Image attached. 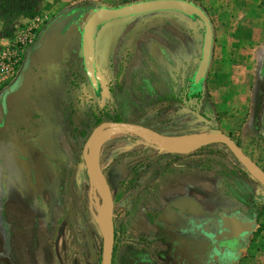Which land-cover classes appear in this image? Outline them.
Wrapping results in <instances>:
<instances>
[{
  "label": "rangeland",
  "instance_id": "obj_1",
  "mask_svg": "<svg viewBox=\"0 0 264 264\" xmlns=\"http://www.w3.org/2000/svg\"><path fill=\"white\" fill-rule=\"evenodd\" d=\"M133 1L30 0V17L0 13V99L48 22L70 14L29 55L22 85L5 99L7 115L0 105V264H100L101 201L82 148L91 130L109 120L98 114L84 74L80 33L92 10ZM187 1L202 9L211 29L199 85L193 84L199 19L158 11L111 21L95 37L106 110L182 145L216 127L264 171V0ZM50 94L60 122L38 113ZM137 138L106 129L93 145L112 206L110 264L179 257V243L171 245V234L153 223H164L171 209L264 210V187L224 144L171 153Z\"/></svg>",
  "mask_w": 264,
  "mask_h": 264
},
{
  "label": "water",
  "instance_id": "obj_2",
  "mask_svg": "<svg viewBox=\"0 0 264 264\" xmlns=\"http://www.w3.org/2000/svg\"><path fill=\"white\" fill-rule=\"evenodd\" d=\"M85 10H87V8L82 9V11ZM158 11H176L189 17L196 16L197 19L200 20L203 27V33L200 46V58L194 73V83L199 84L207 68L211 46V29L205 13L197 5L187 0H138L115 7L100 6L92 10L82 24L80 33L82 67L90 85L93 88H96L97 85L95 68V37L98 29L102 25L111 21ZM64 15L65 14L58 15L49 21L45 26L35 44L30 48V50L27 51L26 58L24 59L16 80L3 90L1 94L2 99L6 94L10 93L12 90H15L21 84L26 69L29 65V55L32 54L33 51L39 50L41 48L42 41L48 29L51 28L55 21L60 20L67 14L65 16ZM106 129H117L123 132L132 133L144 138L150 143L153 142L157 144L164 150L171 153H188L210 143H222L242 165L250 177L264 187V171L260 170L258 166L240 149V147H238L218 128L209 129L205 134H203L200 138H197L192 143L188 145H182L170 141L162 134L146 126L124 121H102L91 130L82 148V160L89 165L91 177L98 188L101 201L103 224L101 229L100 264L111 263L113 222L109 192L106 182L100 171L99 162L93 153V145L98 134ZM239 213V211H234L235 216H237ZM235 216L230 218V220L222 218L220 224L216 227V230L219 232V234L215 237H212L213 242L230 239L243 225L246 227V230L244 229L245 232H250L252 230V227L255 224L254 218L246 222H242L237 220ZM228 253V251L222 252L223 255Z\"/></svg>",
  "mask_w": 264,
  "mask_h": 264
},
{
  "label": "flooded vegetation",
  "instance_id": "obj_3",
  "mask_svg": "<svg viewBox=\"0 0 264 264\" xmlns=\"http://www.w3.org/2000/svg\"><path fill=\"white\" fill-rule=\"evenodd\" d=\"M69 15L70 14H67L65 17L61 18L60 20L55 21L52 24L51 28L48 29L47 33L54 26L67 19ZM34 52H37V50L33 51L32 53ZM15 80L16 78L11 82V84ZM22 83H23V79L21 84L18 86V88L6 94L3 99L2 98L0 99L1 112L3 115H7L8 113L5 102L6 97L8 95L15 93L20 88ZM193 84L194 86L199 85V84H195L194 80H193ZM234 211H238V210H234ZM234 211H226V212L217 211L213 214H204V213L191 214L188 212L171 209L169 210V212H167L164 223L153 220V223L158 224L162 228L168 230L170 234L172 233L178 236L177 238L181 242L178 244L179 245L178 247H180L181 250L180 256L176 257L174 254H172V252H170L169 255L171 261L169 262V264H234L235 261L240 256L241 249H243L244 246H246L248 239L253 231L254 225L250 232H245L244 229L246 227L245 225H243L239 228L237 233L230 239H225L215 242L212 241V237H215L219 234V232L216 230V227L220 224L222 218L230 220V218H233V216H235ZM239 212L240 213L237 216H235V218L239 221L246 222L252 218H254L255 220L257 218V212L255 211L254 207H249L246 211H239ZM183 242L189 245L188 248L183 247L184 244ZM226 251H228L229 253L223 255L222 252H226Z\"/></svg>",
  "mask_w": 264,
  "mask_h": 264
},
{
  "label": "crops",
  "instance_id": "obj_4",
  "mask_svg": "<svg viewBox=\"0 0 264 264\" xmlns=\"http://www.w3.org/2000/svg\"><path fill=\"white\" fill-rule=\"evenodd\" d=\"M47 88L49 87L45 86L43 90L46 91ZM61 88L62 86H60V89ZM52 97V94H50L48 98L44 97L43 102L45 103V106L40 107V111L38 113H42L43 118L49 123L54 121L60 122V118L57 117V112L55 111V109L50 107V104L53 100ZM253 231L254 233L250 235L251 240L247 242L246 246H244L243 249H241L240 257L235 261L234 264H264V249H261L259 252L256 250L259 245L264 244V210L260 214L257 213V218L255 220ZM177 237L178 236L171 233L169 238L170 243L173 245L175 243H181ZM183 243V247L188 248L189 245H187L185 242Z\"/></svg>",
  "mask_w": 264,
  "mask_h": 264
},
{
  "label": "trees",
  "instance_id": "obj_5",
  "mask_svg": "<svg viewBox=\"0 0 264 264\" xmlns=\"http://www.w3.org/2000/svg\"><path fill=\"white\" fill-rule=\"evenodd\" d=\"M0 13L3 15V17H6L7 15L14 16L16 14H22L30 17L35 13V10L33 4L30 3V0H0ZM192 17L197 18L196 16ZM93 91L96 98V109L98 114L104 116L108 120L119 121L118 118H116L114 115H110L108 110H106V105L104 103L105 93L102 84L98 81V78L97 86L96 88H93ZM215 128L216 127L212 129ZM137 140L145 144H147L148 142L147 140L139 136Z\"/></svg>",
  "mask_w": 264,
  "mask_h": 264
},
{
  "label": "built area",
  "instance_id": "obj_6",
  "mask_svg": "<svg viewBox=\"0 0 264 264\" xmlns=\"http://www.w3.org/2000/svg\"><path fill=\"white\" fill-rule=\"evenodd\" d=\"M17 55H18V52H17V50H16V48H15V49L12 50V54H11L12 60H11V62L9 63L10 70H11V68H12V65H14V63L18 60V59H17Z\"/></svg>",
  "mask_w": 264,
  "mask_h": 264
},
{
  "label": "bare ground",
  "instance_id": "obj_7",
  "mask_svg": "<svg viewBox=\"0 0 264 264\" xmlns=\"http://www.w3.org/2000/svg\"><path fill=\"white\" fill-rule=\"evenodd\" d=\"M200 138V137H199Z\"/></svg>",
  "mask_w": 264,
  "mask_h": 264
}]
</instances>
